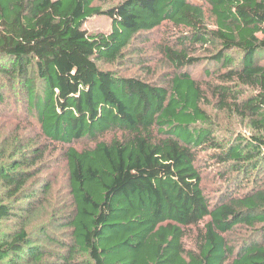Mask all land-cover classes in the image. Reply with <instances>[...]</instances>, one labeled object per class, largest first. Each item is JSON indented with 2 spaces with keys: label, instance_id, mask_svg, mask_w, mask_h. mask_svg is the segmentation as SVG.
Wrapping results in <instances>:
<instances>
[{
  "label": "trees",
  "instance_id": "obj_1",
  "mask_svg": "<svg viewBox=\"0 0 264 264\" xmlns=\"http://www.w3.org/2000/svg\"><path fill=\"white\" fill-rule=\"evenodd\" d=\"M97 1L0 0V84H22L39 137L62 148L71 199L58 224L70 240L47 238L56 256L22 226L0 237V264H264V0ZM94 16L112 28L88 32ZM163 26L159 82L100 66ZM205 62L218 68L201 83L192 69ZM7 102L0 85V115ZM234 119L252 132L233 131ZM47 151L18 140L1 152L0 222L51 191L38 177ZM202 162L223 166L218 200ZM241 228L250 234L234 238Z\"/></svg>",
  "mask_w": 264,
  "mask_h": 264
},
{
  "label": "rangeland",
  "instance_id": "obj_2",
  "mask_svg": "<svg viewBox=\"0 0 264 264\" xmlns=\"http://www.w3.org/2000/svg\"><path fill=\"white\" fill-rule=\"evenodd\" d=\"M120 1L100 0L96 2V5L105 9ZM84 27L88 32L108 31L112 28V21L105 16H94L85 22ZM168 33H171L170 30L166 26H163L161 29H157L152 33L140 35L125 50L122 61L114 64L100 63V66L104 69L115 70L123 75L137 74L152 81L159 82L160 76L167 70V66L160 61L158 50L159 45L165 41ZM199 49L201 50L197 51V55L204 56L210 54L209 48L207 50L204 48ZM140 56L141 58H139ZM140 63L141 66L138 65ZM217 68V64L205 62L193 68L192 73L201 83H205L214 80V72ZM0 85L8 100L7 106L3 108V111H1L2 115H0V157L1 152L8 153L14 150V146L18 140H21L27 146L30 143L35 146L42 143L45 147L49 148L44 159L49 169L43 171L38 177L46 179L52 184L51 191L45 197H40L41 206L35 212L30 215L21 214V217L18 219L12 218L0 222V237L6 238L23 226L31 233L37 244L41 246L46 245L43 248L51 252L50 255H54L60 248L57 242H49L48 239L52 241V238H54L57 241L63 242H65L64 240H70L69 231L62 229L58 225L60 216L65 214L62 208L64 206L71 208L66 160L62 148L60 146L55 147L52 143L41 139L38 135L39 131L37 126L33 124L30 117H27L26 111L28 105L24 99L25 97L22 98L25 95L22 84L14 79L9 80L7 83L2 81ZM208 108L212 112V116H215L214 109L212 107ZM227 121V117L224 115L219 119V122L224 126L229 125ZM232 129L233 131L241 130L246 133L252 132L249 127L241 124L237 119H234ZM222 167L214 163L205 166L203 163V187L212 201L218 200L222 195L225 196L229 190V186L226 185L224 179L225 172H223ZM230 176L231 174H228L226 178H230ZM245 188L247 186H241L240 190L243 191ZM5 197L6 190L0 182V200H3ZM5 201L9 202V200ZM12 204L20 213L23 212L22 210L26 205L21 201H14ZM44 231L45 233H43ZM244 232L250 234L247 229L241 228L234 233V238L242 239L245 234ZM193 241L194 236L192 238L188 237L185 240L186 246H193ZM83 258L79 256L77 260ZM52 263L50 259L48 261L45 259L41 264Z\"/></svg>",
  "mask_w": 264,
  "mask_h": 264
}]
</instances>
